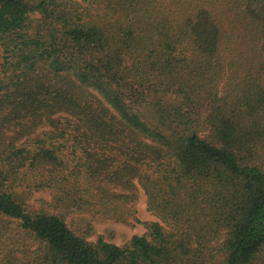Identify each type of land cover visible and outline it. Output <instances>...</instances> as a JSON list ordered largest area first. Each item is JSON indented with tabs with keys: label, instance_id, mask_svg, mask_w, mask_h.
<instances>
[{
	"label": "trees",
	"instance_id": "1",
	"mask_svg": "<svg viewBox=\"0 0 264 264\" xmlns=\"http://www.w3.org/2000/svg\"><path fill=\"white\" fill-rule=\"evenodd\" d=\"M138 189L158 221L121 247L65 222ZM217 257L264 264V0H0V264Z\"/></svg>",
	"mask_w": 264,
	"mask_h": 264
},
{
	"label": "rangeland",
	"instance_id": "2",
	"mask_svg": "<svg viewBox=\"0 0 264 264\" xmlns=\"http://www.w3.org/2000/svg\"><path fill=\"white\" fill-rule=\"evenodd\" d=\"M31 181L32 179H29L27 184ZM15 194L28 212L44 211L47 214H57L58 211L63 210L61 208H59V210L55 209L54 195L50 191L35 192L23 186L22 188L16 189ZM133 210V219L129 218L126 224L102 219L99 215H93L78 210H72V213H69L65 218V222L74 233L81 236L84 235L87 232V228L91 226L92 234L87 239L90 242H94L97 237L101 236L106 242L121 247L127 244L131 237L136 235L142 236L145 233L143 227L144 223L158 221L147 211L146 198L139 189ZM134 218L136 221H134ZM222 263V257H217V259L209 261V264Z\"/></svg>",
	"mask_w": 264,
	"mask_h": 264
}]
</instances>
